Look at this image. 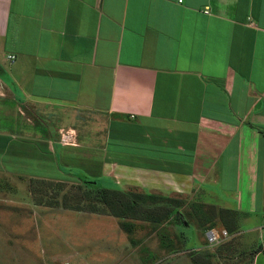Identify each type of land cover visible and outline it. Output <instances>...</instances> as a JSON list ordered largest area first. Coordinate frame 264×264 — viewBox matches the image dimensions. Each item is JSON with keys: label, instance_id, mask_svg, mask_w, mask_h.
I'll list each match as a JSON object with an SVG mask.
<instances>
[{"label": "crops", "instance_id": "1", "mask_svg": "<svg viewBox=\"0 0 264 264\" xmlns=\"http://www.w3.org/2000/svg\"><path fill=\"white\" fill-rule=\"evenodd\" d=\"M0 128L24 159L61 143L122 188L264 213V0H0Z\"/></svg>", "mask_w": 264, "mask_h": 264}, {"label": "rangeland", "instance_id": "2", "mask_svg": "<svg viewBox=\"0 0 264 264\" xmlns=\"http://www.w3.org/2000/svg\"><path fill=\"white\" fill-rule=\"evenodd\" d=\"M44 122L45 136L56 134L53 122ZM0 129V264H264V254H254L264 250L263 211L236 203L217 186L206 183L205 193L168 195L181 201V221L129 219L135 227L127 233L119 217L102 205L98 209L103 215L83 212L94 207V201L82 182L137 194L144 193L140 187L116 185L97 161H86L82 151L81 156L71 154L74 149L61 143L54 145L50 159H24L11 134ZM37 129L28 132L34 135ZM8 149L12 156L4 157ZM32 179L37 182L30 185ZM44 180L55 182L52 186ZM213 190L215 194L209 193ZM228 204L234 212L233 234L226 227L230 216L220 213ZM214 228L219 233L227 230L229 238L211 247L207 231Z\"/></svg>", "mask_w": 264, "mask_h": 264}, {"label": "trees", "instance_id": "3", "mask_svg": "<svg viewBox=\"0 0 264 264\" xmlns=\"http://www.w3.org/2000/svg\"><path fill=\"white\" fill-rule=\"evenodd\" d=\"M36 180H31V184L36 183ZM55 181H45L46 184H54ZM83 186L88 189V199L94 201V207L85 209L89 213H100L99 206H104L109 210L114 217H119L120 227L125 232H133L135 225L127 222L129 219H138L148 223H162L165 218H173L181 221L182 213L179 212L182 206L180 200L173 199L168 196H156L148 193H133L122 190H109L106 188L98 189L94 187L93 182H82ZM90 185L91 187H87ZM53 186V185H52ZM140 194V195H139ZM142 194V195H141ZM45 205V204H44ZM66 208V206H64ZM219 209V208H218ZM220 213H226L229 217L226 224L227 229L231 234L236 229L235 219H232L234 212L232 210L220 209ZM103 215V212L100 213ZM224 215V214H223ZM264 250L259 249L255 255ZM199 261V260H198ZM199 263V262H198Z\"/></svg>", "mask_w": 264, "mask_h": 264}, {"label": "built area", "instance_id": "4", "mask_svg": "<svg viewBox=\"0 0 264 264\" xmlns=\"http://www.w3.org/2000/svg\"><path fill=\"white\" fill-rule=\"evenodd\" d=\"M10 60H15V56H9ZM229 238V233L227 230L222 229V232L219 233L215 228L207 231V240L209 246H215L220 244L222 241L227 240Z\"/></svg>", "mask_w": 264, "mask_h": 264}]
</instances>
